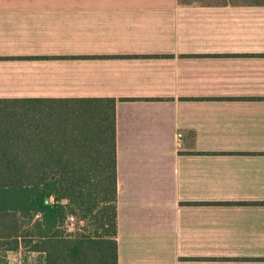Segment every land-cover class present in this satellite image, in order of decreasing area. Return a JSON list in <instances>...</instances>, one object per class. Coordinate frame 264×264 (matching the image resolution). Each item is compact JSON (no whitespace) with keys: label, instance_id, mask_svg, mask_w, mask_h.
<instances>
[{"label":"crops","instance_id":"crops-1","mask_svg":"<svg viewBox=\"0 0 264 264\" xmlns=\"http://www.w3.org/2000/svg\"><path fill=\"white\" fill-rule=\"evenodd\" d=\"M0 99H115L118 264H264V0H0Z\"/></svg>","mask_w":264,"mask_h":264},{"label":"trees","instance_id":"trees-1","mask_svg":"<svg viewBox=\"0 0 264 264\" xmlns=\"http://www.w3.org/2000/svg\"><path fill=\"white\" fill-rule=\"evenodd\" d=\"M117 184L115 99H0V193H18L0 200V253L118 264ZM70 216L100 235L67 234Z\"/></svg>","mask_w":264,"mask_h":264},{"label":"rangeland","instance_id":"rangeland-1","mask_svg":"<svg viewBox=\"0 0 264 264\" xmlns=\"http://www.w3.org/2000/svg\"><path fill=\"white\" fill-rule=\"evenodd\" d=\"M18 198V193L7 192L0 193V200H6L11 202ZM6 203V205L12 207L11 203ZM74 218L72 221L71 218ZM92 219V220H91ZM89 221H82L76 216H70L65 224V230L67 234H84V233H94L95 235H100L98 231L99 218H91ZM98 226V227H97ZM103 232V231H102ZM0 264H46L45 255L42 253L30 252L24 248L17 252L6 251L0 253Z\"/></svg>","mask_w":264,"mask_h":264},{"label":"built area","instance_id":"built-area-1","mask_svg":"<svg viewBox=\"0 0 264 264\" xmlns=\"http://www.w3.org/2000/svg\"><path fill=\"white\" fill-rule=\"evenodd\" d=\"M71 220L73 221V220H74V218L72 217V218H71Z\"/></svg>","mask_w":264,"mask_h":264}]
</instances>
